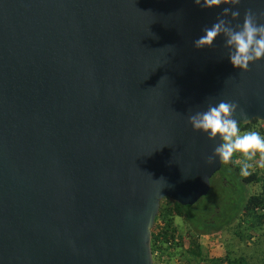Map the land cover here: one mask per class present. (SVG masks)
I'll return each instance as SVG.
<instances>
[{"label": "water", "instance_id": "obj_1", "mask_svg": "<svg viewBox=\"0 0 264 264\" xmlns=\"http://www.w3.org/2000/svg\"><path fill=\"white\" fill-rule=\"evenodd\" d=\"M224 7L0 0V264H154L161 201L194 205L223 164L189 115L264 121V59L193 46ZM236 9L264 23V0Z\"/></svg>", "mask_w": 264, "mask_h": 264}, {"label": "clouds", "instance_id": "obj_2", "mask_svg": "<svg viewBox=\"0 0 264 264\" xmlns=\"http://www.w3.org/2000/svg\"><path fill=\"white\" fill-rule=\"evenodd\" d=\"M195 5L202 8L224 7L217 16L216 22L205 27L203 35L193 41L196 49L211 48L214 41L223 36L224 47L228 50L227 58L231 65L241 72H247L250 64L264 59V23L259 22L258 14L251 9L244 14L242 24L233 26L232 20L240 16L235 6L241 0H193ZM231 19H228V17ZM239 109V119L236 114ZM247 119V113L234 101H220L218 104H209L205 111H198L188 117V123L193 131L206 134L209 140L218 143L214 147L208 161L218 158L228 163L239 154L242 156L241 175H248L257 154L260 157V166L264 167V134L254 129H243L241 121Z\"/></svg>", "mask_w": 264, "mask_h": 264}, {"label": "trees", "instance_id": "obj_3", "mask_svg": "<svg viewBox=\"0 0 264 264\" xmlns=\"http://www.w3.org/2000/svg\"><path fill=\"white\" fill-rule=\"evenodd\" d=\"M261 123L262 121L257 118L248 123L241 122L243 129H254L264 134ZM242 161V156L237 154L230 162H223L221 169L214 174L213 179L217 174H221L226 180L233 177L244 185L259 183L261 186L254 194L246 196L240 208L233 206L237 213L228 216L225 222L215 225L210 223L208 216H199L193 211L194 205H182L170 198L161 201L160 211L152 228L151 246L154 264H179L181 262L200 264L203 260L209 261V264H250L244 257L234 256L228 250H225L223 257L209 259L204 254L203 245L200 243L203 234L222 233L226 225L235 219L238 222L236 226L240 228L236 231V235L243 240L252 239L251 230L264 225V167L260 166V157L257 154L256 158L249 162L252 165L249 174L241 175ZM244 223L250 229L249 231L241 228ZM182 224L187 227L185 233L179 230ZM187 239L189 240L188 246L186 245Z\"/></svg>", "mask_w": 264, "mask_h": 264}, {"label": "rangeland", "instance_id": "obj_4", "mask_svg": "<svg viewBox=\"0 0 264 264\" xmlns=\"http://www.w3.org/2000/svg\"><path fill=\"white\" fill-rule=\"evenodd\" d=\"M260 186L259 183L244 185L233 177L226 180L221 174H217L214 179L213 177L211 179L209 193L200 198L192 209L199 216H208L210 223L220 224L225 222L228 216L237 213L233 206L240 208L246 196L254 194L260 189ZM236 220L226 225L222 233L201 236L200 243L203 245L204 254L209 259H213L214 257H223L225 250H228L234 256L244 257L250 264H264V225L251 230L252 239L243 240L236 235V231L240 229L236 226L238 223ZM241 228L246 231L250 230L245 223ZM179 230L185 233L186 225H180ZM186 245H189L188 239ZM200 264H209V261L203 260Z\"/></svg>", "mask_w": 264, "mask_h": 264}, {"label": "built area", "instance_id": "obj_5", "mask_svg": "<svg viewBox=\"0 0 264 264\" xmlns=\"http://www.w3.org/2000/svg\"><path fill=\"white\" fill-rule=\"evenodd\" d=\"M261 128L264 129V121H262V123H261Z\"/></svg>", "mask_w": 264, "mask_h": 264}]
</instances>
